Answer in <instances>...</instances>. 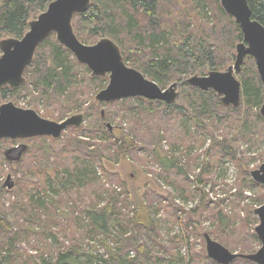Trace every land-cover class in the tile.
I'll list each match as a JSON object with an SVG mask.
<instances>
[{"label":"rangeland","instance_id":"rangeland-1","mask_svg":"<svg viewBox=\"0 0 264 264\" xmlns=\"http://www.w3.org/2000/svg\"><path fill=\"white\" fill-rule=\"evenodd\" d=\"M204 71L195 74H206L207 70ZM104 76L107 79L102 80L104 85L99 89L108 82V76ZM174 81L158 85L166 88ZM99 89L92 93L93 97ZM179 92L184 97L183 88L179 87ZM133 97L131 103H145ZM9 100L56 121L77 112L69 110L57 119L48 112L57 111L53 106L47 105L44 99L33 101L29 93L22 91L1 100L0 104ZM132 106L125 107L115 101L101 103L98 110L103 114L108 111L109 117H90L80 132L67 128L61 142L48 135L37 139H0V264H52L58 251L72 248L82 259L92 253L100 261L98 264H111L109 257L114 250H122V256L137 263L147 259V264H170L171 261L217 264L206 258L203 232L231 251L258 249L260 241L253 230L258 218L252 211L264 203V185L249 184V170L264 161V157L262 162L252 159L261 153L264 155V139L261 140L257 132L261 123L256 125L253 143L235 140V148L249 159V170L244 175L227 157L214 149L211 151L210 134L197 132L193 118L168 117L162 110L148 109L140 115L131 109ZM212 119L214 125L210 130L222 139L223 133L229 130L226 120L220 122L217 115ZM86 125L99 126L103 134L135 139L141 148L122 154L111 149L101 160L103 167L97 163L94 166L96 174L90 173L84 183L69 182L68 172L78 169L76 164L80 159L70 156L64 141L88 139L84 136ZM97 142L98 138L94 137L91 148ZM22 145L26 149L15 160ZM44 147H50L53 153L48 156L35 153L37 149L47 150ZM8 150H11V160L5 155ZM156 154L164 159L176 157L179 169L163 167ZM52 160L59 163L58 168L50 165ZM8 176L12 183L10 188L5 184ZM111 193L118 198L111 207L114 211L111 232L103 236L92 229L87 210L103 207ZM136 211L146 214L149 222L146 227L137 228L129 223ZM128 238L134 246L127 245ZM138 244H143V253L135 249ZM229 264L248 263L232 261Z\"/></svg>","mask_w":264,"mask_h":264},{"label":"trees","instance_id":"trees-1","mask_svg":"<svg viewBox=\"0 0 264 264\" xmlns=\"http://www.w3.org/2000/svg\"><path fill=\"white\" fill-rule=\"evenodd\" d=\"M49 1L51 0H0V37H22L28 29V20L44 10ZM247 1L252 17L264 25V0ZM72 24L76 35L82 41L94 42L105 36L111 38L120 47L128 65L156 80L160 86L170 81H180L190 73L195 74L200 70V73H204V69L207 71L221 70L224 67L226 69L234 61L235 44L242 40L239 25L224 11L219 0H91L85 12L74 14ZM237 75L241 83V103L237 107L221 105L218 95L212 89L203 90L187 84L180 86L184 90V97L180 94L182 92H179V98L171 103L138 96L136 98L141 100L139 102L145 101L143 105L131 103L134 97L115 102L124 104L125 107L127 104L133 105L131 109L140 115L148 109L162 110L168 117L185 115L193 118L197 132L206 131L210 134L211 151L214 149L219 155L227 157L239 167L242 174L247 175L249 159L245 153L235 148V140L243 139L253 143L256 125L260 123L261 126L257 129L258 137L264 139V119L259 113L263 90L251 55H246L241 71ZM24 76L25 83L14 88L6 85L0 88V101L12 98L16 92L22 91L29 93L33 101L44 99L47 105L53 106L58 112L54 110L48 112L57 119L62 118L69 110L83 111L85 120L92 116L100 119L110 116L108 111H104L105 116L101 114L97 108L100 105L94 103L92 95L96 89L104 85L102 80L107 77H91L87 66L79 63L71 51L56 40L54 33L48 35L37 46L34 59L25 68ZM215 115L220 122L225 119L229 128L228 132L223 133L222 139L215 136L216 133L212 134L213 131L210 130L214 125L210 120ZM71 128L80 132L84 125ZM86 128L84 136L88 139L64 141V145L69 148L70 156L80 159L76 164L78 169L72 168L68 172L66 178L69 182L84 183L90 173L96 174L94 166L96 163L102 166L101 160L107 156V152H111V149L122 154L129 149L141 148L135 139L116 137L113 133L107 132L103 134L105 132L97 125H86ZM39 137L41 136H34L33 139ZM61 137L51 139L58 141ZM94 137L98 138L99 142L91 148ZM44 148L48 151L37 149L35 153H39L40 156L53 153L48 149L50 147ZM156 155L163 167L179 169L176 157L164 159L161 155ZM263 157L261 153L252 159L257 158L262 162ZM52 161L50 165L58 168L59 163ZM38 183L41 184L40 181ZM249 184L263 187L252 178H249ZM117 198V195L111 193L103 207L87 210L90 225L95 232L103 236L110 234L114 212L111 207ZM147 219L146 214H139L136 211L129 223L137 228H144L149 224ZM131 242L132 240L128 238L127 245L134 246ZM135 249L142 253L145 250L143 244L136 245ZM121 251L114 250L110 253L111 264L148 262L147 259L138 263L133 262L132 259L122 256ZM206 258L211 259L208 255ZM234 261L254 263L243 258ZM98 262L100 261L92 253L82 259L72 248L58 251L52 264H98ZM170 264L177 263L171 261Z\"/></svg>","mask_w":264,"mask_h":264},{"label":"water","instance_id":"water-1","mask_svg":"<svg viewBox=\"0 0 264 264\" xmlns=\"http://www.w3.org/2000/svg\"><path fill=\"white\" fill-rule=\"evenodd\" d=\"M219 1L242 32V40L235 44L234 61L225 70L212 69L203 75L193 74L161 88L154 80L128 65L120 47L111 38L105 36L94 43L86 44L77 37L72 18L76 13L85 12L91 0H51L42 12L28 20V29L22 37L0 38V88L5 85L14 88L25 83L24 71L34 59L37 46L54 33L56 40L69 49L79 63L87 66L91 77L108 74V83L93 97L95 103L133 96L171 103L177 99L179 87L187 84L203 90L212 89L218 95L221 105L237 107L241 102V83L237 74L241 71L246 55H251L263 90L259 113L264 118V25L252 17L247 0ZM83 123L82 111L56 121L41 116L33 108L17 106L11 100L0 104V139L43 135L58 139L67 127H80ZM24 149L26 146L22 145L14 157L15 160L20 158ZM10 151L5 155L11 160ZM249 174L253 181L264 185V161L249 170ZM9 179L8 176L5 184L10 188L12 183ZM253 213L258 218L254 231L261 241V246L256 251H231L209 233L203 232L207 255L218 264H229L237 258L264 264V203L253 208Z\"/></svg>","mask_w":264,"mask_h":264},{"label":"flooded vegetation","instance_id":"flooded-vegetation-1","mask_svg":"<svg viewBox=\"0 0 264 264\" xmlns=\"http://www.w3.org/2000/svg\"><path fill=\"white\" fill-rule=\"evenodd\" d=\"M224 70H225V69H224ZM105 75L108 76V74H105ZM102 76H104V75H102ZM107 83H108V82H107ZM105 86H106V84H105ZM105 86H104V87H105ZM102 88H103V87H102ZM99 90H100V89H99ZM114 101H115V100H114ZM109 102H111V101H109ZM109 102H98V103H95V102H94V103H95L96 105H101V103H109ZM240 103H241V102H240ZM77 112H78V111H77ZM82 112H83V111H82ZM101 114H102V113H101ZM262 118H263V117H262ZM263 119H264V118H263ZM84 122H85V118H84ZM105 123H106V125H107V122H105ZM83 124H84V123H83ZM71 127H73V126H69V127H67V128H71ZM67 128H66V129H67ZM66 129H65V130H66ZM65 130H64V131H65ZM64 131H63V132H64ZM63 132H62V133H63ZM253 230H254V229H253ZM254 233H255V231H254ZM255 234H256V233H255ZM256 237H257V240L260 241V239H259V237H258L257 235H256ZM260 246H261V241H260ZM260 246H259V247H260ZM259 247H258V248H259ZM256 250H257V249H256ZM256 250H254V251H256ZM254 251H252V252H254Z\"/></svg>","mask_w":264,"mask_h":264},{"label":"bare ground","instance_id":"bare-ground-1","mask_svg":"<svg viewBox=\"0 0 264 264\" xmlns=\"http://www.w3.org/2000/svg\"><path fill=\"white\" fill-rule=\"evenodd\" d=\"M71 115V114H70Z\"/></svg>","mask_w":264,"mask_h":264}]
</instances>
